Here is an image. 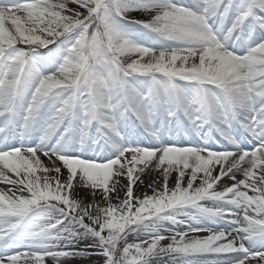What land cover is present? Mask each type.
Masks as SVG:
<instances>
[{"label":"snow or ice","instance_id":"1","mask_svg":"<svg viewBox=\"0 0 264 264\" xmlns=\"http://www.w3.org/2000/svg\"><path fill=\"white\" fill-rule=\"evenodd\" d=\"M78 257L264 264V0H0V264Z\"/></svg>","mask_w":264,"mask_h":264},{"label":"bare ground","instance_id":"2","mask_svg":"<svg viewBox=\"0 0 264 264\" xmlns=\"http://www.w3.org/2000/svg\"><path fill=\"white\" fill-rule=\"evenodd\" d=\"M180 3L187 4L189 0H179ZM153 179V174L149 173L147 176L144 177V185L138 186L136 188V194L141 195L143 192L147 191L149 194H151L150 190L147 188L148 183ZM133 237H129V241H133ZM67 264H74V260H69ZM90 264V263H89ZM159 264H171V261H169L167 258L164 260L160 261ZM207 264H214V261L209 260Z\"/></svg>","mask_w":264,"mask_h":264},{"label":"rangeland","instance_id":"3","mask_svg":"<svg viewBox=\"0 0 264 264\" xmlns=\"http://www.w3.org/2000/svg\"><path fill=\"white\" fill-rule=\"evenodd\" d=\"M204 233H202L203 235ZM79 247H83V244L79 245ZM74 264H96L95 257H84V258H73Z\"/></svg>","mask_w":264,"mask_h":264}]
</instances>
